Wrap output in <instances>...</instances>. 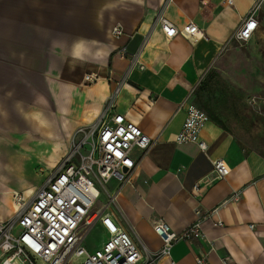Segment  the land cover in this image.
Wrapping results in <instances>:
<instances>
[{
  "label": "crops",
  "instance_id": "crops-1",
  "mask_svg": "<svg viewBox=\"0 0 264 264\" xmlns=\"http://www.w3.org/2000/svg\"><path fill=\"white\" fill-rule=\"evenodd\" d=\"M233 1L173 0L166 18L179 31L194 23L202 36L194 41L179 34L167 41L156 27L166 0H0V222L14 216L15 194L31 199L48 177L35 168L45 158L42 151L57 149V142L97 120L114 80L123 78L131 54L149 36L141 59L145 69L131 74L114 111L153 145L147 153L133 151L132 182L108 212L145 257L162 247L153 230L156 220L181 233L202 222L205 239L174 245L158 264H198L200 259L203 264H264V158L246 152L230 129L212 119L201 135L206 152L196 144L176 143L186 119L184 104H194L199 82L231 44L254 2ZM115 26L124 32L119 38L112 35ZM123 46L124 59L117 54ZM90 74L99 80L86 85L83 79ZM31 86L37 87L32 95ZM32 115L44 119L26 125ZM15 116L23 122L19 131L9 120ZM16 131L22 135L11 134ZM14 159L16 171L10 166ZM217 160L229 169L223 180H214ZM21 171L37 175L38 183L29 184ZM116 188L113 181L109 194ZM97 226L104 243L107 234Z\"/></svg>",
  "mask_w": 264,
  "mask_h": 264
},
{
  "label": "built area",
  "instance_id": "built-area-1",
  "mask_svg": "<svg viewBox=\"0 0 264 264\" xmlns=\"http://www.w3.org/2000/svg\"><path fill=\"white\" fill-rule=\"evenodd\" d=\"M173 0H166L156 17L158 26L167 41L179 34L197 41L201 30L190 22L179 31L165 15ZM233 5V0H226ZM264 24V0H254L246 17L241 20L231 41H251ZM124 34L115 26L112 35ZM148 36L139 50L131 54L129 66L115 87L106 107L97 120L80 126L72 137V150L53 170L31 199L15 194L16 211L12 218L0 222V264H158L170 257L174 245L206 238L202 222L196 221L181 232H175L163 219L154 222L153 230L162 243L157 252L145 257L134 239L122 230L108 209L117 206V195L125 184H130L137 169L132 153L138 149L147 153L153 140L122 113H115L116 103L131 74L145 69L141 59ZM117 54L124 59L127 48ZM97 74L84 77L83 82L94 84ZM186 107V119L176 138L177 144H196L202 152L208 145L201 135L211 118L209 114L191 103ZM229 174L221 161L214 162V180H223ZM117 182V190L109 194L110 184ZM197 189V186L196 188ZM102 192L107 202L98 206ZM216 214L217 211L212 212ZM100 225L107 240L100 249L88 250L85 240L94 227ZM221 225V222H218ZM254 229V226H251ZM78 260H82L77 263ZM204 259L198 260L203 264Z\"/></svg>",
  "mask_w": 264,
  "mask_h": 264
},
{
  "label": "rangeland",
  "instance_id": "rangeland-1",
  "mask_svg": "<svg viewBox=\"0 0 264 264\" xmlns=\"http://www.w3.org/2000/svg\"><path fill=\"white\" fill-rule=\"evenodd\" d=\"M36 89V86H31V95ZM194 96V104L219 118L246 152L264 158V24L251 41L231 42L218 62L201 79ZM14 113H18V110H14ZM40 119L44 118L32 115L26 117L25 124L39 123ZM9 120H14L18 131L21 129L23 122L20 118L15 116ZM18 131L11 134L21 136L22 132ZM71 138L57 142V149L48 147L42 151L46 153L45 158H40L35 167L42 178L54 172L55 164L63 161L71 152ZM18 163L14 159L10 166L16 171ZM21 172H24L29 184L38 183L37 175ZM106 202V195L102 192L98 206ZM103 237V232L96 226L88 234L84 246L90 251L100 249L104 244Z\"/></svg>",
  "mask_w": 264,
  "mask_h": 264
},
{
  "label": "trees",
  "instance_id": "trees-1",
  "mask_svg": "<svg viewBox=\"0 0 264 264\" xmlns=\"http://www.w3.org/2000/svg\"><path fill=\"white\" fill-rule=\"evenodd\" d=\"M210 118L216 122L218 125L220 126H224V124L221 122V120L219 118H217L213 113H208Z\"/></svg>",
  "mask_w": 264,
  "mask_h": 264
}]
</instances>
